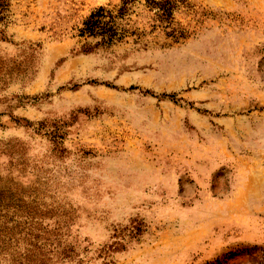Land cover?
I'll use <instances>...</instances> for the list:
<instances>
[{
	"label": "rangeland",
	"instance_id": "374dc122",
	"mask_svg": "<svg viewBox=\"0 0 264 264\" xmlns=\"http://www.w3.org/2000/svg\"><path fill=\"white\" fill-rule=\"evenodd\" d=\"M7 2L0 212L49 211L50 264H264V0H185L179 43L89 54L119 0Z\"/></svg>",
	"mask_w": 264,
	"mask_h": 264
},
{
	"label": "trees",
	"instance_id": "16d2710c",
	"mask_svg": "<svg viewBox=\"0 0 264 264\" xmlns=\"http://www.w3.org/2000/svg\"><path fill=\"white\" fill-rule=\"evenodd\" d=\"M119 1L114 6L95 8L83 20L77 30V37L83 40L82 54L111 51L121 45H128L131 51L145 50L152 44L168 48L186 38L174 18L185 0ZM7 8V0H0V41L6 40ZM138 20L146 23L139 27ZM159 35L169 42L159 44L155 40ZM161 98L175 100V95L162 94ZM48 214L49 211L31 208L23 202L11 217L0 212V259L9 264H50L56 258H69L66 248L58 249L62 236L60 223L52 230L44 224L51 217Z\"/></svg>",
	"mask_w": 264,
	"mask_h": 264
}]
</instances>
